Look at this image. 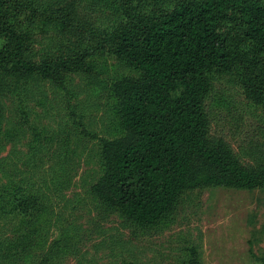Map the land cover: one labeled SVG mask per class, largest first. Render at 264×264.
Segmentation results:
<instances>
[{"label":"rangeland","instance_id":"obj_1","mask_svg":"<svg viewBox=\"0 0 264 264\" xmlns=\"http://www.w3.org/2000/svg\"><path fill=\"white\" fill-rule=\"evenodd\" d=\"M6 1L13 23L30 29L34 51L51 58L90 53L91 73L67 74L62 86L45 83L25 113L0 95V264H190L192 249L199 264H262L264 190L186 192L163 222L145 229L90 196L102 173L99 141L120 134L111 84L132 75L95 49L99 30L125 19L109 11L120 8L117 0H78L82 13L92 17L78 38L49 31L55 8L71 0ZM232 49L241 62L230 73L212 75L209 134L250 166V152L260 149L264 156V107L246 98L244 85L264 80V58L248 45L234 42ZM27 194L41 208L37 218L19 213ZM8 204L14 210L8 212Z\"/></svg>","mask_w":264,"mask_h":264},{"label":"trees","instance_id":"obj_2","mask_svg":"<svg viewBox=\"0 0 264 264\" xmlns=\"http://www.w3.org/2000/svg\"><path fill=\"white\" fill-rule=\"evenodd\" d=\"M8 3L0 0V95L25 113L28 100L41 94L45 83L62 86L67 74L91 73L90 53L51 58L34 51L30 29L13 23ZM117 3L120 8L109 11L126 14L125 19L117 26H99L93 34L95 49L120 61L132 75L111 84L120 134L99 141L102 173L89 188L90 196L145 229L163 222L186 192L208 187L264 190L260 149L250 152L253 164L244 165L223 139L210 136L206 111L212 75L230 73L241 62L232 52L234 42L264 58V0ZM55 9L49 31L68 38L86 34L92 17L82 13L80 1ZM244 88L248 100L264 107V80L247 79ZM26 196L19 213L37 218L41 208ZM7 207L10 212L15 205ZM191 254L190 264H199L194 249ZM260 261L264 264V257Z\"/></svg>","mask_w":264,"mask_h":264}]
</instances>
